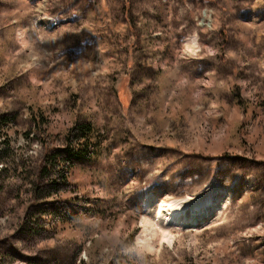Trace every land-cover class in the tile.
I'll use <instances>...</instances> for the list:
<instances>
[{
    "label": "rangeland",
    "instance_id": "rangeland-1",
    "mask_svg": "<svg viewBox=\"0 0 264 264\" xmlns=\"http://www.w3.org/2000/svg\"><path fill=\"white\" fill-rule=\"evenodd\" d=\"M3 117L0 264H264V0H0ZM77 124L89 160L39 198Z\"/></svg>",
    "mask_w": 264,
    "mask_h": 264
},
{
    "label": "trees",
    "instance_id": "trees-1",
    "mask_svg": "<svg viewBox=\"0 0 264 264\" xmlns=\"http://www.w3.org/2000/svg\"><path fill=\"white\" fill-rule=\"evenodd\" d=\"M12 120L8 117L0 118V131L5 129ZM38 127L40 124L38 123ZM92 126L86 124L84 126H79L78 124L74 126L72 130L68 132L66 136V146L62 149H51L48 150L45 157L44 163L39 171L40 181H45L43 187L38 186L37 181H32L31 184H35V191L39 195L42 188L47 187L48 190L56 189L59 187H65L68 182V177L71 169H73L78 162L88 161L90 158V152L88 147L75 149L73 144L77 142L72 141L76 140L78 137L83 138V141H87V136L91 134ZM3 150L0 149V156L2 155ZM52 194H48L51 196Z\"/></svg>",
    "mask_w": 264,
    "mask_h": 264
},
{
    "label": "bare ground",
    "instance_id": "bare-ground-1",
    "mask_svg": "<svg viewBox=\"0 0 264 264\" xmlns=\"http://www.w3.org/2000/svg\"><path fill=\"white\" fill-rule=\"evenodd\" d=\"M187 206L179 201H170L168 203L163 202L160 207H158V211L156 213L157 217H161L164 215L163 225L158 226L160 229V237L162 240H166L169 244L173 242V235L170 229L171 227H177L189 223L192 225L204 223L206 215L215 211L217 209L218 203H215L211 197H206L202 200L195 201L194 204L191 205V207ZM143 223L147 224L148 222ZM153 236L154 235H152L150 238L152 239ZM149 241L151 240L143 238L140 239L139 243L144 249H151L152 244H150Z\"/></svg>",
    "mask_w": 264,
    "mask_h": 264
},
{
    "label": "crops",
    "instance_id": "crops-1",
    "mask_svg": "<svg viewBox=\"0 0 264 264\" xmlns=\"http://www.w3.org/2000/svg\"><path fill=\"white\" fill-rule=\"evenodd\" d=\"M149 69H152V67H149Z\"/></svg>",
    "mask_w": 264,
    "mask_h": 264
}]
</instances>
